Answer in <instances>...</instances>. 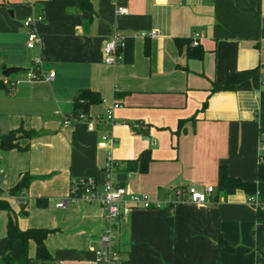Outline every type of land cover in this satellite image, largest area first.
<instances>
[{
    "label": "crops",
    "instance_id": "1",
    "mask_svg": "<svg viewBox=\"0 0 264 264\" xmlns=\"http://www.w3.org/2000/svg\"><path fill=\"white\" fill-rule=\"evenodd\" d=\"M79 1L0 2V79L11 88H0V135L31 133L18 138L21 149H0V198L19 229L50 230L44 243L51 258L33 264H91L103 230L101 204H55L69 197L74 179L93 178L100 189L108 153L118 185L160 204L123 213L113 264H264V223L256 221L251 195L217 190L223 165L255 182L264 203V0H87L91 10ZM37 14L42 19L31 28L39 41L30 49L23 21ZM114 29L122 36L120 59L108 64L104 45ZM195 32L199 49L189 52ZM3 66L21 70L4 77ZM86 91L101 101L81 98ZM115 102L112 140L77 119L81 112L102 116ZM23 174L28 186L12 194ZM207 185L214 187L207 204L187 196L167 204L175 188ZM6 221L0 211V258H18L19 241L5 249ZM35 249L29 241V257Z\"/></svg>",
    "mask_w": 264,
    "mask_h": 264
},
{
    "label": "built area",
    "instance_id": "2",
    "mask_svg": "<svg viewBox=\"0 0 264 264\" xmlns=\"http://www.w3.org/2000/svg\"><path fill=\"white\" fill-rule=\"evenodd\" d=\"M127 9L124 7H117V13H126ZM42 15L28 16L23 21L25 27L29 28L27 32L26 46L30 49L34 44L39 41L37 32L31 28L35 20H41ZM143 36L146 33H141ZM150 35H155L154 31L150 32ZM200 34L195 32L191 44L193 46L199 44ZM122 36L115 29L110 31L108 40L104 45L105 63L115 64L120 59L118 53V47L121 46ZM35 63H39V59L35 60ZM27 76L30 78H37L36 73L32 71L27 72ZM54 77V73L50 72L47 75V79L51 80ZM120 104L115 102L109 107L102 116L95 118L88 117L85 113L81 112L77 115V119L85 122L89 131H94L97 127L102 130L101 137L104 140H112L109 129L114 124L113 110L119 107ZM70 120L66 119L64 123H69ZM261 138H264V133L261 134ZM261 152H264V143L260 146ZM259 161L264 163V155H259ZM114 159L111 153H108L106 158L107 168V181L103 186L98 189L93 178L83 177L74 179L70 183L69 197L63 199L55 204L57 207L65 206L67 201H76L78 199L84 200H96L103 208V230L99 237V247L93 249V258L91 264H113L119 261V249L115 243L117 229L120 224L123 213L130 207L138 208H152L159 207L160 204L154 205L147 194L145 193H130L125 187L120 186L114 179ZM2 173V170H0ZM214 191L212 185H207L203 189H197L195 186H188L185 189L175 188L173 189V200L167 201L169 203H175L183 200V196H187L189 201L197 204L209 203V195ZM249 201L253 203L257 208H264V203L260 202L256 196H251ZM20 202L22 205L26 204L25 196L22 194Z\"/></svg>",
    "mask_w": 264,
    "mask_h": 264
},
{
    "label": "trees",
    "instance_id": "3",
    "mask_svg": "<svg viewBox=\"0 0 264 264\" xmlns=\"http://www.w3.org/2000/svg\"><path fill=\"white\" fill-rule=\"evenodd\" d=\"M0 2H3V0H0ZM79 3L82 9L91 10V5L87 0H81L79 1ZM183 41H184L183 39H179L177 40V43L181 44L183 43ZM198 45L195 46L192 45V47H190L189 45L190 47L188 49L189 52H192V49H199ZM233 86L234 85H232L231 87ZM227 87L225 86L220 88H227ZM0 88L5 89L8 93L11 92V88L7 85L6 82H4L1 79H0ZM90 95H94L95 101L97 102L101 101L100 96L97 93L91 91H86L82 93L80 97L85 99L88 96L90 97ZM263 133H264V128L261 129V134ZM30 134H31L30 132L24 131L23 129L19 128L9 131L6 134L0 135V149H5V150H9L13 148L21 149V147L17 142L18 138L22 135L28 136ZM262 141L264 142V139H262ZM148 160L149 157L147 156L144 164L140 166V169L144 168ZM217 174H218L217 190L218 192H221L223 195L231 194L237 189H242L248 195L251 196L257 193V187L255 182L243 181L238 177L229 175L227 168L223 165H220L218 167ZM259 176L264 177V170L261 168V166L259 168ZM28 182H29L28 175L23 174L19 182L12 189H10V192L12 194H18L23 188H26L28 186ZM0 211H6L7 213L6 234H5L6 251L10 252L16 241H19L21 244V255L18 258H13L12 256L7 255L3 258H0V264H5L6 262H8V264H33L34 259L39 261H45L51 258V255L47 251L44 243L47 234L50 232L49 229H42V228H28L26 230L19 229L17 225V215L11 209L8 201L1 198H0ZM21 213H23V211H21ZM255 218L257 222L264 223V208H260V207L257 208ZM29 241H33L36 246L34 258L29 257L27 253ZM219 244L227 247L226 242L222 238L219 239Z\"/></svg>",
    "mask_w": 264,
    "mask_h": 264
},
{
    "label": "water",
    "instance_id": "4",
    "mask_svg": "<svg viewBox=\"0 0 264 264\" xmlns=\"http://www.w3.org/2000/svg\"><path fill=\"white\" fill-rule=\"evenodd\" d=\"M21 69L19 67H5L3 66L2 67V72L1 74L4 76V77H7L9 76L11 73H14V72H17V71H20ZM5 264H8V262H6Z\"/></svg>",
    "mask_w": 264,
    "mask_h": 264
},
{
    "label": "rangeland",
    "instance_id": "5",
    "mask_svg": "<svg viewBox=\"0 0 264 264\" xmlns=\"http://www.w3.org/2000/svg\"><path fill=\"white\" fill-rule=\"evenodd\" d=\"M5 1V0H4ZM3 189L5 190V186H3Z\"/></svg>",
    "mask_w": 264,
    "mask_h": 264
}]
</instances>
